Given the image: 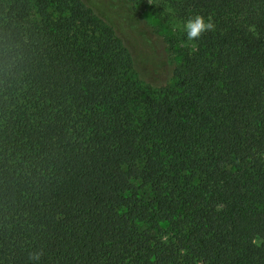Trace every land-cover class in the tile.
<instances>
[{
    "label": "trees",
    "instance_id": "16d2710c",
    "mask_svg": "<svg viewBox=\"0 0 264 264\" xmlns=\"http://www.w3.org/2000/svg\"><path fill=\"white\" fill-rule=\"evenodd\" d=\"M160 1L214 28L158 86L92 0H0V264H264V0Z\"/></svg>",
    "mask_w": 264,
    "mask_h": 264
},
{
    "label": "rangeland",
    "instance_id": "374dc122",
    "mask_svg": "<svg viewBox=\"0 0 264 264\" xmlns=\"http://www.w3.org/2000/svg\"><path fill=\"white\" fill-rule=\"evenodd\" d=\"M92 1L115 20L118 32L136 61L141 79L158 86L170 83L179 60L169 52L165 38L176 40L183 32L178 26L182 23L173 17L170 9L162 6L160 0H134V9L123 7V0ZM187 44L185 40L179 46Z\"/></svg>",
    "mask_w": 264,
    "mask_h": 264
},
{
    "label": "clouds",
    "instance_id": "9594fccd",
    "mask_svg": "<svg viewBox=\"0 0 264 264\" xmlns=\"http://www.w3.org/2000/svg\"><path fill=\"white\" fill-rule=\"evenodd\" d=\"M178 26L182 28L187 41H195L203 33L211 31L214 28L213 23L201 15H195ZM35 258L38 259L39 257L37 256Z\"/></svg>",
    "mask_w": 264,
    "mask_h": 264
}]
</instances>
